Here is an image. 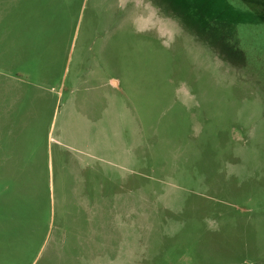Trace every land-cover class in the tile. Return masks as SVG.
I'll return each instance as SVG.
<instances>
[{
  "label": "rangeland",
  "instance_id": "1",
  "mask_svg": "<svg viewBox=\"0 0 264 264\" xmlns=\"http://www.w3.org/2000/svg\"><path fill=\"white\" fill-rule=\"evenodd\" d=\"M0 264H264V0H0Z\"/></svg>",
  "mask_w": 264,
  "mask_h": 264
}]
</instances>
